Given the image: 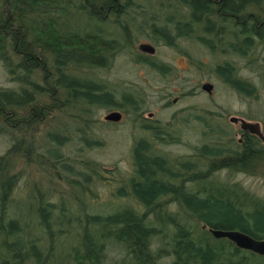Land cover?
<instances>
[{"label":"rangeland","instance_id":"1","mask_svg":"<svg viewBox=\"0 0 264 264\" xmlns=\"http://www.w3.org/2000/svg\"><path fill=\"white\" fill-rule=\"evenodd\" d=\"M122 1V17L111 18L122 19L115 56L61 61L53 47L38 40V47H32L35 57L26 58L12 53L7 42L0 46V97L14 94V102L8 104L18 112L12 123L0 115V160L25 145L48 157L60 151L101 163L108 175L98 184L100 200L123 199L145 215L148 246L159 253V264L179 261L174 235L180 229L210 250L211 264H264V254L219 238L207 228L204 232L208 222L179 194L160 193L150 209L135 188L144 180L142 156L158 158L163 167L155 175L185 193L219 198L242 214L264 213L262 138L255 141L259 158L248 167L210 170L221 155L217 154L229 147L223 137L238 140L243 132L231 116L262 122L264 130V40L252 22V14L264 10V0H244L239 12L215 0L200 17L194 16L192 0ZM5 2L0 0V9ZM29 37L35 41L37 34ZM140 40L155 51L140 49ZM63 75L95 83L96 94L109 92L111 107L122 119L105 122L107 106L59 82ZM206 82L213 84L212 90L204 88ZM28 95L36 98L24 104L20 98ZM63 187L72 191L66 182ZM29 201L26 198L16 210L23 222L34 217ZM259 235L254 237L264 239V233ZM0 253L5 250L0 248Z\"/></svg>","mask_w":264,"mask_h":264},{"label":"trees","instance_id":"2","mask_svg":"<svg viewBox=\"0 0 264 264\" xmlns=\"http://www.w3.org/2000/svg\"><path fill=\"white\" fill-rule=\"evenodd\" d=\"M121 1L6 0L0 9V46L4 47L7 42L12 53L24 54L26 58L35 57L32 49L38 47V40L53 47L61 61L115 56L121 28L119 23L105 16L108 9L116 16ZM213 1L192 0L194 16L200 17ZM221 3L239 12L244 0H221ZM252 22L254 32L264 40V10L252 14ZM115 27L119 28L118 33ZM31 32L37 34L35 41H28ZM60 81H66L91 100L112 106L110 93H94L98 86L91 81L81 82L64 75ZM229 83L233 84L230 80ZM13 97L16 96L11 93L0 97V115L9 123L18 114L8 104L14 102ZM30 97L20 100L25 104L36 98L28 99ZM81 118L83 125L85 119ZM221 139H216L217 143ZM225 140L228 148H221V152L213 149L219 152L217 156L221 155L211 171L223 166L248 167L259 158L254 139L246 138L242 144L230 136ZM61 153L57 151L56 156L48 157L18 145L0 160V248L5 250L0 253V264H159V253H153L148 246L150 227L145 215L123 199H118V204L114 200H100L98 184L108 175L105 167L84 157L72 158ZM161 167L160 159L142 156L144 180L137 182L135 188L150 209L160 193L174 192L200 212L209 226L240 227L253 236L263 235L264 213L242 214L219 198L185 193L181 187L155 175ZM33 176L39 178L34 180ZM65 182L72 191L63 187ZM28 197L34 217L23 222L16 210ZM174 238L175 251L179 255L176 264L198 260L202 264H211L210 250L204 249L203 243L202 246L195 243L184 229H180Z\"/></svg>","mask_w":264,"mask_h":264},{"label":"water","instance_id":"3","mask_svg":"<svg viewBox=\"0 0 264 264\" xmlns=\"http://www.w3.org/2000/svg\"><path fill=\"white\" fill-rule=\"evenodd\" d=\"M141 48L151 53L155 51L154 47L150 43H142ZM204 88L212 90L213 84L206 82L204 84ZM106 119L118 121L122 119V113L117 110L112 111L108 115H106ZM233 120L237 122L240 120L241 127L243 129L250 130L253 133H257L263 136L262 132L260 131V124L258 122H251L244 118L240 119L237 116H234ZM211 231L215 236L219 238H229L241 248L250 249L255 252L264 254V239H258L247 232H243L242 230L237 229L224 230L211 228Z\"/></svg>","mask_w":264,"mask_h":264},{"label":"flooded vegetation","instance_id":"4","mask_svg":"<svg viewBox=\"0 0 264 264\" xmlns=\"http://www.w3.org/2000/svg\"><path fill=\"white\" fill-rule=\"evenodd\" d=\"M120 4H121V8L120 9H116L117 11H118V13H117V15L118 16H121L122 17V13H123V9H124V7H123V1H121L120 2ZM113 14H111L110 12H109V9L107 10V12H106V16L105 17H109L110 19L112 18V17H115L114 15L112 16ZM121 17L120 18H116V19H114L115 21H117V23H121L122 22V19H121ZM123 25H124V22H123V24H122V29H123ZM29 36V35H28ZM28 41H29V39H28ZM142 43H149L148 41H146V40H140V43H139V48L140 49H142L141 48V44ZM117 45H118V43H117ZM119 50V49H118ZM142 50H144V49H142ZM118 52V51H117ZM117 54V53H116ZM115 54V55H116ZM21 55H24V54H21ZM25 56V55H24ZM37 56V55H36ZM33 57V56H32ZM110 57V56H109ZM230 70V68H228V71ZM105 106H107L106 107V109H107V114L106 115H108L110 112H112V111H115L114 110V108L113 107H111V106H109V105H105ZM234 116H236V115H233V116H231L230 117V120H231V122H234V123H236V124H240V126H241V121L239 120L238 122L237 121H234L233 120V117ZM238 118H244V119H246L245 117H240V116H237ZM246 120H248V121H251V122H258L259 124H260V131L262 132V134H263V136H261L260 134H257V133H253V132H251L250 130H247V129H243L242 127V130H243V132H242V134H241V136L238 138V142H239V144H242L243 142H244V140L246 139V138H251V139H254L255 141H256V139H257V141L258 140H261V138H262V140L264 141V130H263V127H262V122H259V121H254V120H252V119H246ZM105 122H106V119L104 120ZM107 121H109V120H107ZM156 129V128H155ZM159 134H160V130H159ZM160 136V135H159ZM235 136H233V138H234ZM228 138V136L227 137H224V139H227ZM235 139H236V137H235ZM237 140V139H236ZM254 141V142H255ZM255 145H256V142H255ZM256 147V146H255ZM209 226V225H208Z\"/></svg>","mask_w":264,"mask_h":264}]
</instances>
